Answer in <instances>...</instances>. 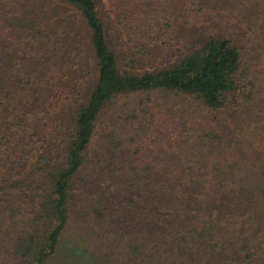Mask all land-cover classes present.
I'll use <instances>...</instances> for the list:
<instances>
[{
    "label": "trees",
    "instance_id": "1",
    "mask_svg": "<svg viewBox=\"0 0 264 264\" xmlns=\"http://www.w3.org/2000/svg\"><path fill=\"white\" fill-rule=\"evenodd\" d=\"M122 6L0 0V264H264V0Z\"/></svg>",
    "mask_w": 264,
    "mask_h": 264
},
{
    "label": "rangeland",
    "instance_id": "2",
    "mask_svg": "<svg viewBox=\"0 0 264 264\" xmlns=\"http://www.w3.org/2000/svg\"><path fill=\"white\" fill-rule=\"evenodd\" d=\"M123 1L125 0H95L99 15L101 16L104 23L106 24V27L108 28L107 30H109L108 31V38H109L108 40L110 41L109 43L111 44L112 48H114L116 53H119V52L117 50V47L114 44L115 39L112 37L110 32H112L111 30H113L112 27L115 22V16L119 14V12H122V9H123L122 2ZM118 28L120 27L118 26ZM116 30H117V27H116ZM80 34L82 37L86 36L83 30L80 31ZM81 36H79V38ZM119 36L121 37L124 36V33H122ZM82 37H81V40H82ZM85 48L87 49V46H85ZM86 53H89L90 55V52H88V50H86ZM174 57L175 55L173 53H170V51L167 49H164V50L156 49L150 58L146 59L144 63L141 64V66L137 67V70H141L144 68L152 69V68L161 66L169 62ZM93 74L94 72L92 70V66H90L89 70L87 71V74L83 75V79L86 81L88 80V82H90L91 76H93ZM67 99L60 98L56 102H54L51 106L48 107L47 113L45 115L46 123L48 124V126H51V122L55 119V117H58V115H60V113L66 109V107L69 104V101ZM93 142L94 143L92 144L91 149L97 148L96 146L97 143L95 141Z\"/></svg>",
    "mask_w": 264,
    "mask_h": 264
}]
</instances>
